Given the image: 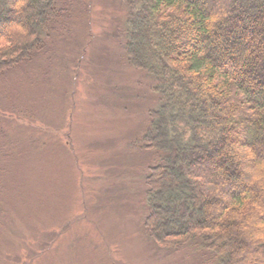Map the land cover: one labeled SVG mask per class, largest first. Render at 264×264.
<instances>
[{"label": "rangeland", "instance_id": "1", "mask_svg": "<svg viewBox=\"0 0 264 264\" xmlns=\"http://www.w3.org/2000/svg\"><path fill=\"white\" fill-rule=\"evenodd\" d=\"M55 5L40 49L0 73V264H204L143 226L154 160L133 141L158 101L126 61L129 9Z\"/></svg>", "mask_w": 264, "mask_h": 264}, {"label": "trees", "instance_id": "2", "mask_svg": "<svg viewBox=\"0 0 264 264\" xmlns=\"http://www.w3.org/2000/svg\"><path fill=\"white\" fill-rule=\"evenodd\" d=\"M118 1L126 61L158 101L133 141L154 160L149 239L204 264H264V0ZM56 3L0 0V73L40 49Z\"/></svg>", "mask_w": 264, "mask_h": 264}]
</instances>
